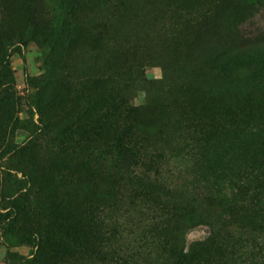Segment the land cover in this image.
I'll return each mask as SVG.
<instances>
[{
	"label": "rangeland",
	"instance_id": "obj_1",
	"mask_svg": "<svg viewBox=\"0 0 264 264\" xmlns=\"http://www.w3.org/2000/svg\"><path fill=\"white\" fill-rule=\"evenodd\" d=\"M90 4L0 0V32L10 38L0 52V264L152 262V225L161 214L154 210L171 213L182 204L178 195L196 199L206 190L210 173L183 145L178 155L154 149L164 150V160L147 174L161 191L140 197L120 173L106 205L107 194L92 188V170L119 171L99 122L104 100L95 93L105 59L120 51L183 98L186 125H197L216 156L215 206L204 199L192 206L215 218L214 232L230 234L232 264H263L264 0H128L118 14L100 7L92 17ZM72 20L94 35L78 38ZM128 101L147 104L148 91ZM241 206L263 216V225L226 215ZM95 216L114 231L107 245H92ZM210 232L207 221L192 223L182 233L186 248Z\"/></svg>",
	"mask_w": 264,
	"mask_h": 264
},
{
	"label": "trees",
	"instance_id": "obj_2",
	"mask_svg": "<svg viewBox=\"0 0 264 264\" xmlns=\"http://www.w3.org/2000/svg\"><path fill=\"white\" fill-rule=\"evenodd\" d=\"M98 1L100 4L96 0H90L92 6L88 9L87 15L92 17L100 7L108 9L110 13L118 14L120 12L118 7L128 0ZM129 1L134 2L135 0ZM39 3L38 1V5ZM125 10L126 8L122 9V11ZM70 27L75 31L80 30L78 38L86 30L94 35L90 32L91 26L85 28L74 20L70 23ZM3 38L10 39L9 36L0 32V52L3 48ZM124 56V52L120 51L116 60L105 59V63L108 65L100 80L97 81L100 89L95 93H100L104 100L103 116L99 122H102V130L107 136L106 149H109L116 157L119 171L92 170L91 176H89L93 181L92 188L101 189L103 193L107 194V199H102L106 205H110L112 202L110 195L114 189L119 187L117 175L120 173L128 178L133 188L132 192L142 193L140 197L148 196L145 193L148 190L161 191L158 179L147 174L149 172L157 174V166H160L164 160V150L156 151L154 149L157 146H163L170 153L178 155L180 152L177 149L183 145L185 149H188L186 155L196 159L199 170H206L210 173L209 179L205 180L207 188L201 194L202 196L196 199H185L178 195V202L182 204L172 209L171 213L162 211L164 208L154 210L155 213L161 212L160 215L157 214L154 217V220L157 221L152 225V228H155V237L158 239L154 247L155 259L143 264H232L231 262H235L236 254L231 250V247H228L230 234L221 235L214 232L212 229L215 218H204L192 206V203L196 204L202 199L208 202V206H215L213 202L215 191L210 187L215 184H212L217 162L215 154L209 152V149L208 152L205 150L207 141L197 125H186L187 121L183 119L187 114L184 110L183 98L177 97L169 90H164L166 88L165 79H147L136 58L130 59V57ZM140 89L148 91L149 103L140 106L131 105L128 99L133 92ZM40 132L46 133V126L40 129ZM141 166L145 173L139 172ZM116 195H120L119 192ZM226 215L231 217L235 223L248 222L251 227L263 225V216L250 213L249 209L242 206L231 208ZM197 221H207V226L211 229L209 237L186 248L182 233L186 227L197 223ZM89 227L90 238L94 246L96 244L107 245L114 234V231L108 228V224L100 216L92 217ZM149 258L152 260V256ZM108 263L137 264L131 262L128 257H117L116 259L112 257Z\"/></svg>",
	"mask_w": 264,
	"mask_h": 264
}]
</instances>
